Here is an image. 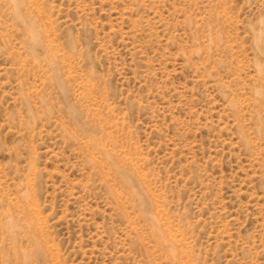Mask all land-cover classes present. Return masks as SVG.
<instances>
[{
    "label": "rangeland",
    "instance_id": "obj_1",
    "mask_svg": "<svg viewBox=\"0 0 264 264\" xmlns=\"http://www.w3.org/2000/svg\"><path fill=\"white\" fill-rule=\"evenodd\" d=\"M0 264H264V0H0Z\"/></svg>",
    "mask_w": 264,
    "mask_h": 264
}]
</instances>
